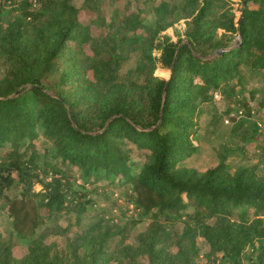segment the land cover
<instances>
[{
	"label": "trees",
	"instance_id": "obj_1",
	"mask_svg": "<svg viewBox=\"0 0 264 264\" xmlns=\"http://www.w3.org/2000/svg\"><path fill=\"white\" fill-rule=\"evenodd\" d=\"M6 1L0 209L11 229L0 236V264H195L201 242L210 247L209 264H264V177L249 166L231 171L225 160L203 171L180 164L198 149L200 102L241 66L264 69V0H248L240 17L223 0H189L195 12L184 17L185 37L177 40L161 35L173 20L137 16L133 30L143 23L148 33L145 56L133 63L121 50L127 37L94 36L72 0H13L19 16L4 26ZM97 2L84 8L99 13ZM216 3L223 11L215 16ZM158 66L169 76L158 75ZM133 148L147 150L148 159L136 161ZM70 168L83 183L70 179ZM100 180L132 185L144 213L132 222L145 224L136 241L112 246L114 231L82 216L72 235L49 240L76 204L86 210L95 203L86 184ZM17 243L27 244L22 256Z\"/></svg>",
	"mask_w": 264,
	"mask_h": 264
},
{
	"label": "rangeland",
	"instance_id": "obj_2",
	"mask_svg": "<svg viewBox=\"0 0 264 264\" xmlns=\"http://www.w3.org/2000/svg\"><path fill=\"white\" fill-rule=\"evenodd\" d=\"M223 1L226 4V10H231L240 17V9L244 6L243 0ZM72 2L79 8L80 20L84 24H90L94 36L110 35L118 40L124 36L127 37L121 50L132 56L131 63L145 56L146 51L143 45L147 39L148 27L143 23L154 18L173 20V25L164 30L161 35L168 34L173 40H177L179 36L185 37L186 19L184 17L190 16L196 8L195 4L189 0H98L101 11L93 13L84 8L86 0H72ZM90 3L95 4L94 1ZM257 6L254 3L250 4L251 8ZM222 11L216 3L212 14L216 16ZM18 16L16 4L13 0H7L2 24L7 26ZM137 16L143 19V23L133 30L131 21ZM135 36L139 37L138 44L132 41ZM239 39V36H236L235 40L239 41ZM86 51L92 54L90 48ZM153 54L159 56L160 52L154 50ZM168 71L169 69L160 66L155 70L161 76L167 75ZM237 81L239 82L236 83ZM232 85H235L234 89ZM245 102H248L249 110L244 106ZM199 105L202 109L200 126L193 139L198 149L180 164L203 171L225 160L231 171L242 166H249L258 176L264 177V69L254 70L246 65L241 66L238 75L222 82L221 88L214 90L209 99L202 100ZM39 144H41L40 141ZM133 154L136 161L143 162L148 159V152L145 149L133 148ZM69 171L73 182H84L83 176L76 168H70ZM86 185L91 189L89 196L95 203L89 205L86 210H83L80 203L76 204L74 213L68 217L70 219L59 220L62 224L52 230L48 239L65 240L66 236L72 235L79 229L77 216H82L84 217L82 222L89 223L91 227L114 231L109 238L112 246L135 242L137 233L145 224L133 223L144 213L134 202L135 191L132 185L122 181L109 184L104 180L98 181L95 185L90 183ZM35 188L41 189L42 184L36 183ZM144 218L146 221L149 220L148 216ZM123 226H126V229L119 231ZM168 227L172 229L171 225ZM10 229L8 214H4V210L0 209V236L8 235ZM170 232L173 234V231ZM172 234L169 236L170 241ZM200 245V253L194 256L195 264H209L207 253L210 247L203 242ZM172 249L177 251V246L173 243ZM13 250L17 256H22L28 250L27 244L17 243ZM254 251L253 249L245 253V263L250 262L249 256ZM216 257L218 261L221 260L220 255L212 256V258Z\"/></svg>",
	"mask_w": 264,
	"mask_h": 264
},
{
	"label": "water",
	"instance_id": "obj_3",
	"mask_svg": "<svg viewBox=\"0 0 264 264\" xmlns=\"http://www.w3.org/2000/svg\"><path fill=\"white\" fill-rule=\"evenodd\" d=\"M247 1H248V0H245V1L243 2V5H244V6L247 4ZM240 22H241V19H239V23H240ZM222 52H224L223 49H219V50H217V53H222Z\"/></svg>",
	"mask_w": 264,
	"mask_h": 264
},
{
	"label": "crops",
	"instance_id": "obj_4",
	"mask_svg": "<svg viewBox=\"0 0 264 264\" xmlns=\"http://www.w3.org/2000/svg\"><path fill=\"white\" fill-rule=\"evenodd\" d=\"M165 69H167V68H165ZM169 74H170V70L168 71L167 75H165V77H168V76H169Z\"/></svg>",
	"mask_w": 264,
	"mask_h": 264
}]
</instances>
